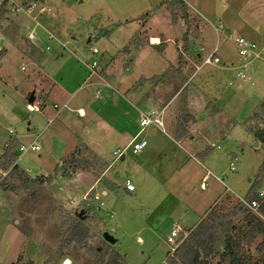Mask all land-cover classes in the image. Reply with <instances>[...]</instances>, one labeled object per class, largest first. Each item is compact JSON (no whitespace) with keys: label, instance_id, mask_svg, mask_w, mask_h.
Wrapping results in <instances>:
<instances>
[{"label":"rangeland","instance_id":"rangeland-1","mask_svg":"<svg viewBox=\"0 0 264 264\" xmlns=\"http://www.w3.org/2000/svg\"><path fill=\"white\" fill-rule=\"evenodd\" d=\"M4 1L6 14L0 13V161L11 148L18 157L16 140L28 146L39 137L42 151L18 162L36 159L46 171L15 172L5 183L19 191L0 190V264H93L92 250L86 253L77 242L67 252L61 250L70 241L76 216L88 230L86 243L91 249L105 242L124 258L122 264H165L175 253L168 244L175 224L187 232L196 221L195 215L187 214L190 210L199 215L210 209V214L228 215L241 204L240 199L246 200L264 165V120L257 124L256 139L241 126L258 103L245 101L235 129L226 128H230L223 144L226 149L215 150V171L209 164L202 168L190 152L148 128L140 140L153 141L149 157L143 158L146 151L133 156L131 150L129 168L121 166L110 173L116 183L107 198L99 187L93 193L86 192L90 186L81 178L88 170L92 176L97 157L77 139L86 119L76 110L105 103L106 118L111 121L103 123L117 119L114 131L121 133L120 128L126 126L127 135L131 134L118 139L115 148L123 147L141 130L138 109L146 113L183 109L185 117L194 96L190 88L183 87L196 73L194 63L201 65L197 53L202 48L213 49L219 42L220 55L228 52L240 60L237 38L253 41L257 34V43L262 45L264 0H0V9ZM218 22L228 35L217 36ZM165 36L169 42L164 54L159 45ZM150 37L162 40L151 47L155 44ZM94 49L99 53L94 54ZM94 63V72L111 83L112 89L106 83L95 85L98 78L90 77ZM212 68L204 67L199 75ZM256 68L260 70L257 77L252 75ZM45 74L57 82L64 81L63 98L57 97L58 91ZM247 74V80L228 81L226 91L238 94L244 87L263 91L264 54L247 68ZM33 94L35 103L31 106L45 109V117L28 110ZM196 96L201 98L198 93ZM213 96L219 94L209 93L208 98ZM65 100H69L68 108L55 118V106L61 109ZM192 105L195 109H214L211 103ZM258 109L264 112V96ZM107 147L114 160V149ZM140 162L144 164L143 175L132 169H140L136 167ZM232 163L235 171L231 170ZM209 171L213 176L204 181ZM0 177L4 180L7 174L0 170ZM129 178L135 191H127V195ZM61 187L74 192L75 197L62 196ZM97 193L105 203L101 209V202L95 200ZM259 208L250 210L264 223ZM236 226L234 241L243 252L239 263L264 264V234L252 238L242 217ZM105 234L116 243L109 244ZM178 247L177 242L175 251ZM224 254V247H219L208 263L232 264L229 258L222 259Z\"/></svg>","mask_w":264,"mask_h":264},{"label":"crops","instance_id":"crops-1","mask_svg":"<svg viewBox=\"0 0 264 264\" xmlns=\"http://www.w3.org/2000/svg\"><path fill=\"white\" fill-rule=\"evenodd\" d=\"M165 38L166 39H164L162 44L165 43V45L167 46L169 39H167V36H165ZM150 39L151 41H153V39H157L160 42L162 40V38L160 39L158 37H150ZM253 41H255L256 43L258 42L257 34L254 36ZM155 46L156 45H151V47H155ZM160 48L161 50H163V53L165 54L167 47H160ZM219 52H220V48H219ZM199 54L200 52L197 53L196 56H198ZM62 56L63 54L60 53V57ZM219 56L222 58L221 65L212 66L213 67L212 69L206 71L201 76L199 74L203 69L198 73L196 71L195 75L190 77L189 81L183 87L184 89H186L187 87L190 88V95L194 96V100L192 101V103L194 102L195 104L197 102L200 105H204V103L206 104L211 103L214 109H195L192 107L193 105L190 101L191 103L190 109H187V113L185 117L184 115H182L183 109H161L160 111L154 110L157 113H163L164 128L161 129L154 126L148 127V128H153V130H156L157 132H159V134H164L169 139V142L171 144L173 143L176 146H179L182 150L184 149L185 151L190 152L191 153L190 157L194 158L195 161L198 163V165H200L202 168L205 164H209V167L212 168L214 171H215L214 169L215 165L212 162H216L215 150L220 151L222 149H226L223 146V144H226L227 132L230 129V128L229 129L226 128L228 126H232L233 127L232 131L235 129V126L237 125L236 120L238 119L239 114L243 112V109H239L241 105L243 106L245 101L249 102V104L251 105L252 103H254L255 105L258 103L257 108L250 111V113L246 116L245 120L243 121L244 123L243 126H241L242 129L248 131L249 135H252L255 139L257 135H259L258 131L260 128L259 127L258 130L256 129L258 127L257 124L260 126L261 125L260 120L261 119L264 120V112L261 109H258L259 103L264 96V89L263 91L259 90L252 92V91H248V89L244 87L242 88L241 93L237 94L235 91L228 93L225 89L226 88L225 86L228 81L231 83H236L238 81L237 76L241 71L240 67L242 66V63L240 62V60H237L236 57H234L228 52H224L223 55L219 54ZM254 62H252V64ZM195 65L196 63H194V66ZM96 68L97 67H94L93 64V67L90 71V77L94 76L98 78L97 80L98 83H96L95 85L102 87L104 86V84L102 83H106L105 85H107L108 88L112 89L113 86L111 83L102 81L101 77L97 76V74L94 72ZM258 73H260L259 69L257 68L253 69L252 71L253 76L257 77ZM45 77L46 80L50 82L49 84H52V86L58 91L57 97L63 98L64 97L63 92H65V88L63 87L64 81L61 80L57 82L56 80H53L51 77L47 76L46 74ZM197 93L198 96H200L201 98H198L196 96ZM209 93H212V95L214 93H218L219 96L218 97L213 96L212 98L210 97L209 99L208 98ZM64 103H65L64 106L66 107L63 106L61 109H57V110L55 109L58 112L55 118H58V116L65 109L68 108L69 100H65ZM105 106H106L105 103L102 104L92 103L87 106V109H83V108L77 109L76 113H79L78 115L80 118L86 119L82 128L81 137L77 139L79 140V143H81L83 146H86L87 148L91 149L94 155L97 157L93 166L91 167L92 169H94L93 174L91 173L92 176H90V173H87L89 172V170L81 173L82 176L81 178H84L86 183L89 184L90 186L89 190L86 192L93 193L94 191H96L97 187H99L102 190L101 192L104 198H107L111 193L110 191L115 189L114 185L116 183L110 178V173L114 169L121 168V166L123 167V169L129 168L127 167L128 166L127 157L128 155H131L130 151L132 150V143L138 137H140L141 139V137L144 135L145 131L148 128L145 129L144 131L139 130L137 134H134V136L132 135L133 139L128 143L126 142V144L123 147L119 146L118 148H115L116 147L115 144L117 143L118 139L120 140L122 136H124L126 139V137L131 136V134L128 133L127 135L126 126L120 128V130H122L121 133H117L114 131V128H116L118 124L117 119L115 121L116 123L114 121L111 122V124L103 123L105 120L109 119L106 118L107 113L105 111L106 109ZM42 109L41 112L38 113L42 114V116L45 117V115L47 114H45V109L44 111ZM138 111L140 115L146 113V112H142V109H138ZM80 112H82V115L80 114ZM140 115L138 117V121ZM120 119L122 120V117ZM108 121L110 122L111 120ZM70 123L72 125L74 124L73 122ZM64 127L72 128L70 125L69 126L64 125ZM45 130L46 128L44 129V131ZM167 131L170 133V135L167 134ZM147 143L148 145L144 149V151L139 153L142 154L143 152L146 151L145 156L143 158H148L150 150L151 148H153V141L149 142L147 140ZM109 144L112 145L110 146ZM256 146L259 147V144H257ZM106 147L109 149H114L113 152V157L115 158L114 160H112V157H110L109 153H107ZM75 151L76 148L74 149V152ZM74 152H71L70 154ZM77 152L80 151L78 150ZM131 152L133 156L139 155L137 153H134L133 150ZM61 160H63L62 157ZM27 161L26 159H24L23 161L17 163L18 166L23 171L27 173H31L32 171L34 170L36 171L38 169H40L41 171H46L45 170L46 167L41 163H38L36 159L35 160L32 159L33 161L32 163H27ZM23 163H26L25 166L23 165ZM139 164L140 166H136V167L140 168L141 170L132 168L134 170L133 173L139 172L140 175H143L142 169L144 164L143 162H140ZM43 176L48 177L49 175H43ZM52 176H54V174L49 177ZM209 176H213V173L210 171L208 172V175H206V177L204 178V181H206L209 178ZM216 178L218 182L222 183L219 177ZM128 181L131 182L130 178L127 179V182ZM201 187L202 189H204V184H202ZM60 191L62 196H67L66 198L72 199L71 196L75 197L74 192H71L69 189L65 190L63 187H61ZM125 192L127 193V195H130V193L127 192V189ZM228 192H231V190L228 189ZM222 198L223 197L217 200L215 206H217L218 202H220ZM242 201L245 200L240 199V202ZM210 211L211 209L208 210L206 214L199 215L196 214L194 210H190V212H188L187 214L189 216L195 215L196 221L193 222L192 227L186 228L187 233L194 230L206 218V215L209 214ZM176 224H175V228L176 227L180 228L179 225ZM180 231H182L181 228ZM182 232H186V230L184 229Z\"/></svg>","mask_w":264,"mask_h":264},{"label":"trees","instance_id":"trees-1","mask_svg":"<svg viewBox=\"0 0 264 264\" xmlns=\"http://www.w3.org/2000/svg\"><path fill=\"white\" fill-rule=\"evenodd\" d=\"M7 1L1 5L0 13L4 16L6 13ZM165 47V43L162 45ZM186 50L188 48L186 47ZM263 136L260 137V139ZM264 145V137L262 138ZM16 146V147H15ZM21 143L15 141L14 147H20ZM13 148L8 150V155L0 161V170L7 174V177L2 180L0 177V190L12 191L17 193L18 187L6 185L7 178L13 175L15 172L20 173L23 170L18 166V157L15 155ZM2 180V181H1ZM6 182V183H5ZM264 183V165L262 166L256 181L253 183L250 192L246 198L248 204L254 201L260 204L259 212L264 218V200L259 199L258 192ZM242 217L247 221L248 227L251 229L252 238L257 235L264 234V223L260 217L252 214L249 207L244 203L239 204L228 215H217L215 213H209L208 216L192 231L189 233L181 232L178 240L179 247L175 251L173 257H170L169 261L165 264H210L208 260L214 257L219 247H224L225 254L222 259L232 260V264H240L242 260L243 252L240 246L234 241L233 234L237 230L236 221ZM71 224V238L66 244L61 246L63 252L69 250V246L72 243H79L80 249L88 253V250L93 253V264H122L124 258L116 251H112L110 246L103 242L96 248L91 249L87 243L88 230L85 229L78 216L74 217Z\"/></svg>","mask_w":264,"mask_h":264},{"label":"built area","instance_id":"built-area-1","mask_svg":"<svg viewBox=\"0 0 264 264\" xmlns=\"http://www.w3.org/2000/svg\"><path fill=\"white\" fill-rule=\"evenodd\" d=\"M215 31L217 33V36L220 37L221 35H228V32L224 30V26L218 22V27H215ZM238 55L240 58V62L242 63V66L240 67V72L238 74V78L242 80L247 79V68L252 64V62L259 60L262 58L264 54V43L261 45L259 43H256L255 41L247 40L243 37H239L235 40ZM94 54H98V49H94ZM198 60L201 61V65L197 66L195 65L197 73L201 71L206 66H219L222 64V58L219 56V42L217 45L210 50H206L205 48H202L201 53L197 56ZM94 67H97V63H94ZM66 107V106H65ZM55 109H59V107L55 106ZM28 110L30 112H41V109L35 107V106H29ZM82 115V112H80ZM141 131H144L148 127L154 126L163 129L164 128V117L163 113H157L156 111L143 113L140 115L139 118ZM51 122V121H50ZM10 135H15L14 131L9 132ZM148 143L147 141H141L140 137H138L133 143H132V150L134 153H141L144 151V149L147 147ZM42 150L41 145L39 143V137L30 145H21L18 149V160L22 159L23 157L31 154V153H38ZM231 170H235V164H231ZM126 189L128 192H134L135 186L128 181L126 183ZM103 196V195H102ZM104 197V196H103ZM258 197L261 200H264V184L260 188L258 192ZM95 200L101 202L99 209L103 208L105 206V203L101 200L100 195H95ZM241 203H244L247 207H249L251 210L256 211L258 207H260V204L256 201H254L251 204H248L246 201H242ZM181 231L178 227L175 228L174 231H172L171 235L168 237V244L172 245V252H175V247H177V242L180 238Z\"/></svg>","mask_w":264,"mask_h":264},{"label":"water","instance_id":"water-1","mask_svg":"<svg viewBox=\"0 0 264 264\" xmlns=\"http://www.w3.org/2000/svg\"><path fill=\"white\" fill-rule=\"evenodd\" d=\"M29 103H30V105H32V104L35 103V97H34V94L31 95V97H30V99H29ZM82 214H84V213H81V215H82ZM81 215H80V217H81ZM104 237H105V240H106L109 244L111 243V245H112V244L116 243V241L113 239V237L110 236L109 234H105ZM59 257H60V254L57 255L56 260H58Z\"/></svg>","mask_w":264,"mask_h":264},{"label":"bare ground","instance_id":"bare-ground-1","mask_svg":"<svg viewBox=\"0 0 264 264\" xmlns=\"http://www.w3.org/2000/svg\"><path fill=\"white\" fill-rule=\"evenodd\" d=\"M152 42H153L155 45H157V44L159 43V41H158L157 39H153ZM66 264H71V262H70V261H67Z\"/></svg>","mask_w":264,"mask_h":264}]
</instances>
